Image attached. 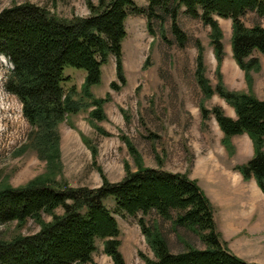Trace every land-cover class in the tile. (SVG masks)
Masks as SVG:
<instances>
[{
	"label": "trees",
	"instance_id": "obj_1",
	"mask_svg": "<svg viewBox=\"0 0 264 264\" xmlns=\"http://www.w3.org/2000/svg\"><path fill=\"white\" fill-rule=\"evenodd\" d=\"M86 5L88 17L70 20L51 17L33 4L0 12V55L12 66L5 89L21 103L22 115L32 128L31 145L39 158H46L49 170L58 165L51 163L50 157L58 159V126L67 116L85 108L84 102L73 99L77 94L74 86L64 90L63 84L69 81L64 69L84 71L82 96L94 108L90 116L102 120L104 100L95 99L90 88L101 83V69L110 56L115 60L118 81L125 85L121 45L129 15H143L149 31L152 22H158L159 27L169 22L171 34L183 48L187 37L177 23L183 10V14L210 28V45L218 66L224 50L216 18L230 20L232 59L248 83L249 73L260 67L254 53L264 56V27L260 23L247 27L242 21L247 12L264 17V0H147L144 9L137 8L133 0H97V5L86 0ZM196 50L195 78L203 95L206 98L218 95L235 114L231 118L220 107L211 110L200 107L202 120L213 115L229 155L233 154L230 139L248 136L253 155L234 170L244 181L253 179L264 195V101L252 94L229 92L221 83L212 88L204 77L200 43H196ZM114 86L111 83L117 90ZM128 149L134 153L130 145ZM136 164L135 172H131L128 164L124 165L125 176L120 182L110 183L102 176L101 185L93 189L50 184L43 178L16 189L0 188L1 226L16 222L22 227L28 220L40 226L35 234L0 240V264H95L92 255L97 240L102 241L103 253L113 264H125L119 250L118 224L105 205L108 199L118 214L141 215L137 224L154 257L141 255L144 264H255L236 257L220 241L211 205L195 181L186 175L144 168L138 159ZM58 208L62 210L60 215L55 214ZM151 213L170 222L174 231L178 228L192 231L204 249L193 248L183 241L185 250L172 253L159 225L145 224L142 217ZM43 215L50 216V222L45 223Z\"/></svg>",
	"mask_w": 264,
	"mask_h": 264
},
{
	"label": "rangeland",
	"instance_id": "obj_2",
	"mask_svg": "<svg viewBox=\"0 0 264 264\" xmlns=\"http://www.w3.org/2000/svg\"><path fill=\"white\" fill-rule=\"evenodd\" d=\"M90 1L97 5V0ZM133 2L140 9L147 6V0ZM24 4L36 5L59 19L90 15L86 0H0V12ZM216 20L224 50L219 66L210 45V28L183 14V10L177 20L187 37L183 48L171 34L169 22L162 27L152 22L149 31L143 15H129L121 45L125 85L118 81L115 60L110 56L101 69V83L90 88L95 99L104 100L102 120L90 116L94 108L82 96L84 71L66 67L64 76L69 81L63 88L66 91L74 86L77 94L73 99L84 102L85 108L67 116L58 126V159L54 161L50 155L51 163L58 165L50 170L46 158H39L31 145L32 128L22 115L21 103L5 89L12 66L0 55V188L16 189L43 178L50 184L93 189L101 185L102 176L110 183L120 182L125 176V164L135 172L138 159L144 168L186 175L195 181L211 205L220 241L241 260L264 264V198L254 187L253 179L244 181L234 170L252 157V142L245 134L232 137L233 154L229 155L213 115L202 120L200 107L207 110L220 107L231 118L235 114L218 95L206 98L197 85L196 43L203 47L204 77L212 88L221 83L229 92L252 94L263 101L264 56L254 53L260 67L249 73L248 83L232 59L230 20ZM242 21L247 27L254 23L264 27V17L253 12H247ZM111 83L118 89L112 88ZM128 145L133 148V154ZM105 205L120 230L119 250L124 263L144 264L141 255L153 259L137 224L141 215L118 214L110 199ZM55 214H62V210L56 209ZM42 218L45 223L51 220L48 215ZM142 218L147 226L159 225L172 253L185 250L183 241L193 248L204 249L192 231L183 228L174 231L170 222L160 220L153 213ZM39 229L32 220L22 227L16 222L0 225V240L32 235ZM92 260L95 264H113L103 253L101 240L96 241Z\"/></svg>",
	"mask_w": 264,
	"mask_h": 264
},
{
	"label": "crops",
	"instance_id": "obj_3",
	"mask_svg": "<svg viewBox=\"0 0 264 264\" xmlns=\"http://www.w3.org/2000/svg\"><path fill=\"white\" fill-rule=\"evenodd\" d=\"M254 182V181H253ZM254 184V187L257 189V191L260 193V191L258 190V187L256 186V184H255V182L253 183ZM262 196H263V198H264V195L262 194V193H260Z\"/></svg>",
	"mask_w": 264,
	"mask_h": 264
},
{
	"label": "bare ground",
	"instance_id": "obj_4",
	"mask_svg": "<svg viewBox=\"0 0 264 264\" xmlns=\"http://www.w3.org/2000/svg\"><path fill=\"white\" fill-rule=\"evenodd\" d=\"M2 59V58H1ZM3 60V59H2Z\"/></svg>",
	"mask_w": 264,
	"mask_h": 264
}]
</instances>
